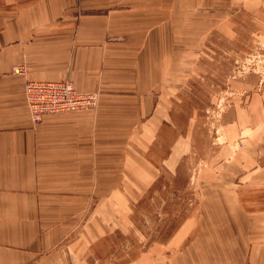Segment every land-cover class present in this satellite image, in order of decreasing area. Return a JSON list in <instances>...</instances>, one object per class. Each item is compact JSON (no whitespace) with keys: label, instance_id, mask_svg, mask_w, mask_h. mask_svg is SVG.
<instances>
[{"label":"crops","instance_id":"1","mask_svg":"<svg viewBox=\"0 0 264 264\" xmlns=\"http://www.w3.org/2000/svg\"><path fill=\"white\" fill-rule=\"evenodd\" d=\"M176 2L0 0V264H95L91 216L126 188L128 142L141 173L174 165V105L161 116L158 95L173 92L160 89V63L174 71L186 39L175 44V10L164 16ZM63 79L97 92L96 107L33 122L25 82ZM225 109L199 151L198 212L168 236L163 264L180 242L189 261L214 255L200 264H264V85Z\"/></svg>","mask_w":264,"mask_h":264},{"label":"rangeland","instance_id":"2","mask_svg":"<svg viewBox=\"0 0 264 264\" xmlns=\"http://www.w3.org/2000/svg\"><path fill=\"white\" fill-rule=\"evenodd\" d=\"M246 1L207 0L201 4L187 0L183 4L177 0L174 8H168L165 17L175 10V44L186 38L184 45L174 47V71L167 72L171 63H160V89L173 86L172 93L164 88L158 96L164 103L161 116L167 117V101L169 107L174 105L169 110L177 140L174 165L167 167L162 158V163L153 167L157 174L141 173L136 160L140 150L135 149V142H128V172L120 181L126 188L112 191L110 204L96 206L91 216L95 264H163L168 236L183 217H194L198 212L199 151L212 145L215 119L232 100L240 102L264 85V0L261 4L253 0L255 5L249 6ZM159 127L166 138V126ZM184 136L190 140L184 141ZM158 143L153 152L165 157L166 143ZM146 152L143 150L144 156ZM80 217H86V209ZM179 244L169 264H200L214 256L196 252L189 261Z\"/></svg>","mask_w":264,"mask_h":264},{"label":"built area","instance_id":"3","mask_svg":"<svg viewBox=\"0 0 264 264\" xmlns=\"http://www.w3.org/2000/svg\"><path fill=\"white\" fill-rule=\"evenodd\" d=\"M22 69L16 68L18 72ZM24 90L33 122L40 121L43 115L48 113L93 109L98 102L97 92L78 91L69 79L27 80Z\"/></svg>","mask_w":264,"mask_h":264}]
</instances>
